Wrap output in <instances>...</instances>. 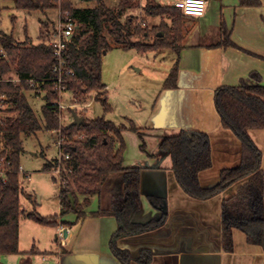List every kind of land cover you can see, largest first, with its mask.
Returning a JSON list of instances; mask_svg holds the SVG:
<instances>
[{
    "label": "trees",
    "instance_id": "16d2710c",
    "mask_svg": "<svg viewBox=\"0 0 264 264\" xmlns=\"http://www.w3.org/2000/svg\"><path fill=\"white\" fill-rule=\"evenodd\" d=\"M7 1L12 2L14 9L26 12L46 13L59 7L76 21L74 36L64 52L66 67L73 75L63 76L68 91L74 95H82L89 91L106 93L100 75L101 57L114 47L140 49L143 40L149 46L147 51L170 50L179 55L182 48L184 36L181 20L187 16L171 5L148 2L143 6L144 17L160 18V24L148 29L146 24L133 25L132 18L121 21L127 10L137 7L134 0H120L117 9L108 7L102 0H81L86 3L94 2L96 5L92 9L75 8L68 0ZM239 4L242 7H253L259 2L239 0ZM165 18L170 21V27L164 21ZM152 34L154 38L148 44L147 41L152 38ZM222 38L216 46L236 48L224 29ZM0 50L6 55L5 59H0L1 74L13 69L20 80L55 77L53 67L56 62L53 52L44 43L32 45L28 40L19 43L12 34L0 33ZM177 67L178 56L162 85L163 89L176 88ZM249 78V82L242 81L237 87H223L216 91L215 106L222 125L237 136L242 150L240 165L234 169L221 171L220 181L215 187L202 189L198 182V174L211 167L210 147L205 134L181 131L175 136L163 138L159 144V158H170L171 169L177 183L193 198H209L222 191L224 184L228 182L233 184L248 178L234 197L222 203L223 248L226 252L233 250L231 239L233 228L242 230L247 235L248 242L255 245L260 244L263 232L261 217L263 173L259 167L260 152L250 139L248 131L264 129V86L261 85L258 74L251 73ZM40 86L39 91L45 94L41 97L43 105L39 119L24 93L32 92L26 84H23L24 88L10 82L0 85V92L7 97L10 111L17 114L16 118L9 120L5 126L0 125V141L3 140L11 150L8 156L0 153V158L4 157L11 162L7 168L6 179L0 178V256L19 254V221L22 215L20 196L23 191L16 172L23 150L21 137L34 135L41 130L51 131L57 129L59 125L57 108L51 104L56 94L51 85ZM100 102L105 112L111 110L106 98ZM125 129L124 126H117L102 117L93 120L84 118L79 126L70 123L64 127L61 130L62 136L66 139L63 152L68 153L70 158L62 163L72 175L76 192L68 188L70 182L66 181L64 187L60 184L58 196L60 217L74 213L78 220L86 216L79 204V197L84 198V207L89 205L92 198H97V211L91 212L90 215L111 216L115 219L117 230L112 236L110 249L122 261H126L128 255L116 248L115 240L149 230L160 223L156 220L147 224L134 221L138 209L142 168L123 167L125 144L121 132ZM127 129L141 136L133 123ZM53 162H46L43 171L49 172L53 169L55 162L58 161ZM111 176L116 177V186L109 188L108 180ZM27 198L32 201L31 196ZM150 203L159 210L165 207V203L157 204V200L151 199ZM29 217L41 225L58 224L53 218H37L35 215ZM33 253L34 251L29 252Z\"/></svg>",
    "mask_w": 264,
    "mask_h": 264
},
{
    "label": "crops",
    "instance_id": "0c3cea01",
    "mask_svg": "<svg viewBox=\"0 0 264 264\" xmlns=\"http://www.w3.org/2000/svg\"><path fill=\"white\" fill-rule=\"evenodd\" d=\"M157 5H170L174 0H142ZM253 7H242L239 0H206L202 17H185L194 22L184 34L178 55L176 88L157 93L144 118L138 117L135 127L152 140L150 150L125 164L128 147L123 156V167L139 166L140 194L134 221L147 224L160 222L154 228L120 237L115 246L128 255L126 261L117 258L110 242L117 230L111 216H92L95 208L84 210L86 216L77 219L69 214L59 218L55 229H64L65 244L50 251L31 248L16 255H8L3 264H264V129H252L248 135L260 152L259 167L263 173L261 217L263 232L258 245L248 242L247 235L237 228L231 230L233 250L223 248L222 203L234 197L248 178L230 184L219 193L205 199L189 196L177 183L169 157L160 159L159 144L165 137L181 131L205 134L208 138L211 167L198 174L202 189L215 187L223 170L237 168L241 162V142L224 128L215 106L216 91L223 87H237L249 82L251 73L258 74L264 86V0ZM223 29L236 46H216L222 41ZM197 35L202 41L184 43ZM108 90L105 97L107 99ZM264 101V98H263ZM141 109L139 103L136 104ZM126 128L121 132L124 137ZM133 133V132H132ZM124 140V139H123ZM116 177L108 184L116 186ZM163 202L159 210L150 200ZM65 223V224H64ZM30 251H35L29 254ZM0 262V264L2 263Z\"/></svg>",
    "mask_w": 264,
    "mask_h": 264
},
{
    "label": "rangeland",
    "instance_id": "374dc122",
    "mask_svg": "<svg viewBox=\"0 0 264 264\" xmlns=\"http://www.w3.org/2000/svg\"><path fill=\"white\" fill-rule=\"evenodd\" d=\"M62 1V0H59ZM72 6L78 9H92L95 7L94 2H83L81 0H68ZM105 5L112 9H117L120 0H102ZM137 6L134 9L127 10L122 15L121 21L124 22L127 18H132L133 25L142 23L146 24L147 28L160 24L158 17H144L143 6L145 5L142 0H134ZM162 3V0H156ZM11 1L0 0V33L12 34L16 42L23 43L29 41L32 45L44 43V36L46 33L52 34L58 23L59 17L63 12L56 9L42 13L39 11L26 12L13 8ZM12 17L14 19H12ZM199 19V18H198ZM164 21L170 27V21L165 18ZM43 23V24H42ZM194 22L186 19L181 20L183 29V36L193 28ZM193 31V29H192ZM194 32V31H193ZM198 33V28L194 34ZM159 35L161 33H158ZM152 38L147 41L148 44L153 40ZM198 36H190L184 43H191L198 41ZM136 41V39H132ZM202 41V39H199ZM198 41V42H199ZM152 49V48H151ZM149 50V46L141 40L140 49L129 48L124 49L121 47H114L101 57V82L108 90L107 103L111 110L105 112L100 100L106 98L102 91H89L82 95H74L72 92L64 95L60 100L64 109L62 110V121L58 118V129H63L68 124L73 122V115L77 117L93 120L97 118H104L117 126H124L129 128L131 123H136L138 117L144 118L147 109L152 105L157 93L162 88V85L168 76L169 70L175 63L177 56L170 50ZM144 51V52H143ZM5 53L0 50V59H5ZM1 61V60H0ZM0 85L3 83H12L13 85L20 86L23 84L17 82V77L10 69L5 74L0 73ZM27 86V85H26ZM28 87V86H27ZM42 92V91H41ZM27 96L28 102L36 115L40 119V110L43 105L42 95L45 93L37 94L36 92L24 91ZM3 94L0 92V117H14V113L10 111V106L7 97H1ZM6 99V100H5ZM54 99L51 100V102ZM137 103L141 105L139 110ZM8 118L5 120L7 124ZM5 123L2 126H5ZM54 130V129H53ZM124 131V130H123ZM57 136L51 131L41 130L40 132L21 137L22 152L20 154V166L28 173H30V180L26 181L22 176H19V185L23 193L20 196L21 217L19 221V237L18 247L20 251H29L31 248L38 250L50 251L56 248L57 230L55 226L41 225L31 219L30 215H35L37 218H53L57 222L60 217V204H59V190L60 184L63 187L66 181L70 182L68 188L76 192V187L72 181V175L64 164L61 162L56 163L55 167L49 172L43 171V166L46 162L58 161L57 150ZM80 138V137H79ZM125 149L128 147L125 164L128 165L129 160L135 156H139L140 151L150 150L152 140L148 135L138 136L127 130L124 133ZM69 144V143H67ZM151 144V145H150ZM3 152V153H2ZM0 153L8 156L11 153L9 147L5 144L0 145ZM123 156L125 157V151ZM92 159V158H91ZM111 188V185L108 184ZM31 196L32 201L27 198ZM79 197V196H78ZM83 197H79V204L82 210H92L95 208V202L90 200L87 207L83 202ZM97 207V206H96ZM68 213L63 216V219L69 217ZM68 216V217H67ZM36 252H38L36 250ZM35 253V251H34ZM39 254V252L37 253ZM6 256H0V262ZM3 264V262L1 263Z\"/></svg>",
    "mask_w": 264,
    "mask_h": 264
},
{
    "label": "built area",
    "instance_id": "2783aa9c",
    "mask_svg": "<svg viewBox=\"0 0 264 264\" xmlns=\"http://www.w3.org/2000/svg\"><path fill=\"white\" fill-rule=\"evenodd\" d=\"M57 1L61 2L59 0ZM206 4H207L206 0H174L173 2H171L170 5L175 7L176 9H179L184 16L199 18L204 15ZM76 25H77L76 21L70 17L68 12L65 11L63 12V14H61V17H59L54 33L52 34L46 33L44 36V40H45L44 44L52 49L53 56L56 62L53 67V73L55 77L49 79H24V80H20L17 78V82L26 84L29 89H31L33 92H36L37 94L42 93L41 91H39L41 87L40 85H44V84L51 85L53 91L56 94V97L54 101L51 102V104L57 108L56 116L61 121H62V110L64 109V107L60 100L63 98L64 95H68L70 93V91H68L67 89L63 76L70 77L73 75L72 71L66 67V63L64 60V52L67 46L69 45L71 38L74 36ZM1 97L5 98L4 94ZM16 116L17 114L14 113V117L13 116L6 118L0 117V125L5 123L6 119L8 118L15 119ZM52 133L58 137L56 143L58 150L57 154H59L58 162L62 163L70 158L68 153L63 152V147L65 146L66 139L62 136L61 129L58 130L54 129L52 130ZM4 144L5 142L1 140L0 145L3 147ZM10 164L11 162L9 160H6V158L4 157L0 158V178L2 180L6 179V175L8 173L7 168L10 166ZM16 174L18 175V177L22 176L23 179L26 181L30 180V173L26 172L21 166L18 167ZM65 238L66 237H65L64 229H60L57 234V240L60 246H64Z\"/></svg>",
    "mask_w": 264,
    "mask_h": 264
},
{
    "label": "water",
    "instance_id": "95a60500",
    "mask_svg": "<svg viewBox=\"0 0 264 264\" xmlns=\"http://www.w3.org/2000/svg\"><path fill=\"white\" fill-rule=\"evenodd\" d=\"M83 121V118H79L77 117L75 114L73 115V122L71 123V125H74V126H79L81 124V122ZM230 185V182L224 184V188L229 186Z\"/></svg>",
    "mask_w": 264,
    "mask_h": 264
}]
</instances>
